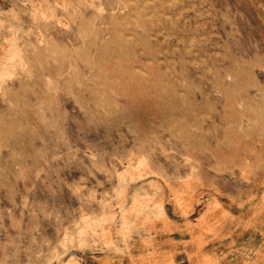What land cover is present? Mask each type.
I'll return each mask as SVG.
<instances>
[{
	"label": "rangeland",
	"instance_id": "374dc122",
	"mask_svg": "<svg viewBox=\"0 0 264 264\" xmlns=\"http://www.w3.org/2000/svg\"><path fill=\"white\" fill-rule=\"evenodd\" d=\"M0 264H264V0H0Z\"/></svg>",
	"mask_w": 264,
	"mask_h": 264
}]
</instances>
